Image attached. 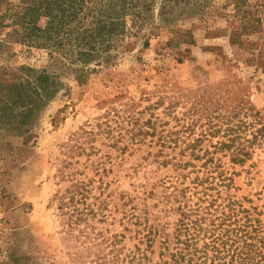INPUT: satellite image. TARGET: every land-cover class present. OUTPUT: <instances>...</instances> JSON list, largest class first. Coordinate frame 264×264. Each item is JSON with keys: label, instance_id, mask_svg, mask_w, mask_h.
Listing matches in <instances>:
<instances>
[{"label": "rangeland", "instance_id": "1", "mask_svg": "<svg viewBox=\"0 0 264 264\" xmlns=\"http://www.w3.org/2000/svg\"><path fill=\"white\" fill-rule=\"evenodd\" d=\"M195 1L169 24L156 11L79 75L66 49L24 43L12 22L22 0H0V80L29 67L62 83L30 132L0 124V264H80L79 235H117V249L155 263L161 239L147 247L145 220L173 223L179 207L208 224L234 214L264 238V0ZM229 138L252 153L243 164L220 146ZM74 185L84 196L70 199ZM61 195L64 212L85 214L77 225Z\"/></svg>", "mask_w": 264, "mask_h": 264}, {"label": "trees", "instance_id": "2", "mask_svg": "<svg viewBox=\"0 0 264 264\" xmlns=\"http://www.w3.org/2000/svg\"><path fill=\"white\" fill-rule=\"evenodd\" d=\"M22 1L26 5L22 11L14 9L12 22L24 43L48 49L51 53L66 49L65 58L69 64L77 66L79 75L92 62L95 65L109 62L113 57L111 51L117 48L121 37L127 36L129 30L136 33L147 25L151 27L156 11L159 21L169 24L189 8L197 6L195 0ZM42 18L46 19L44 26L39 24ZM147 46L146 42L144 47ZM21 70L23 77L10 84L0 80V124L16 130L26 126L22 131L27 133L30 132L27 126L59 92L62 83L46 70L37 71L29 67ZM228 143L220 146L228 152L234 147L230 150L232 163L243 164L250 158L252 153L245 147L234 146L231 138ZM209 179L214 180L209 175L198 185L203 186ZM230 182V178H225L221 186L228 188ZM72 190L70 199L75 194L84 196L83 187L74 185ZM58 203L61 216L66 217L69 211L64 212L67 209L65 195L59 196ZM177 210L178 218L173 223L164 221L165 217L168 218L165 215L150 224L145 220L142 238L147 247H152L156 237L161 239L155 263L148 260L145 250L135 248L124 253L117 249L120 242L117 235H112L104 243L103 240L97 242L94 238L79 235L75 236L78 249L85 248L88 255L79 253L80 264H264V238L259 236L257 227L232 221L234 214L226 216L219 224H208L197 209L179 207ZM73 212L76 213L74 216ZM72 214L67 217V226L77 225L85 215L78 210H73Z\"/></svg>", "mask_w": 264, "mask_h": 264}]
</instances>
